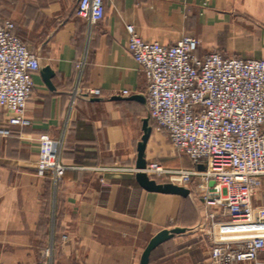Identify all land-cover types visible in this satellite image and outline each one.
<instances>
[{"label":"crops","instance_id":"1","mask_svg":"<svg viewBox=\"0 0 264 264\" xmlns=\"http://www.w3.org/2000/svg\"><path fill=\"white\" fill-rule=\"evenodd\" d=\"M79 2L0 0V22L13 21L14 33L56 74L54 91L40 71L34 75L32 127L0 138V263L36 264L53 235L54 264H140L154 236L183 228L150 264H210L209 243L196 229L200 196L151 193L136 182L149 113L147 100L134 99H146L147 82L127 49V26L163 46L196 38L200 56L264 60V0H104L105 16L91 27ZM87 88L101 90L91 96L101 100L81 97ZM58 154L67 170L55 184L50 165ZM190 163L165 165L204 168ZM255 203L264 206V178Z\"/></svg>","mask_w":264,"mask_h":264},{"label":"built area","instance_id":"2","mask_svg":"<svg viewBox=\"0 0 264 264\" xmlns=\"http://www.w3.org/2000/svg\"><path fill=\"white\" fill-rule=\"evenodd\" d=\"M77 13L91 27L105 16L104 0H80ZM15 28L11 20L0 22V138L32 127L28 101L42 61ZM127 31V49L147 82L153 129L193 165L204 166L149 163L148 175L167 177L200 196L204 213L196 229L209 243L210 264H264V206L255 203L264 178V60L217 51L200 56L196 38L163 46L144 40L132 25ZM84 93L101 96L99 89ZM50 170L57 184L67 170L60 154ZM55 248L52 235L36 264H54Z\"/></svg>","mask_w":264,"mask_h":264},{"label":"water","instance_id":"3","mask_svg":"<svg viewBox=\"0 0 264 264\" xmlns=\"http://www.w3.org/2000/svg\"><path fill=\"white\" fill-rule=\"evenodd\" d=\"M40 74L42 76V79L46 86L50 90H55V87L53 85V79L55 77V72L51 68L50 65L44 64L43 61L40 63ZM81 97L90 100V101H100L99 98H92L89 94H80ZM120 98L116 97L114 100H119ZM134 99L140 100L141 102L145 103L146 99L144 96H135ZM142 136L140 141L137 144V159H136V173H135V179L138 185L144 189L147 192L151 193H159V194H165V195H177L184 198L190 197L192 195L191 190L184 187L179 186L173 183H161L157 180L151 178L147 173V146L149 143V140L153 133V125L151 122V118L148 115L146 118L143 119V125H142ZM204 168H201L203 170ZM186 230L183 228H174L171 230H162L159 232L156 236H154L147 247L145 248L140 264H150V258L152 252L157 249L160 245L163 243L171 240L174 238L175 235L185 233Z\"/></svg>","mask_w":264,"mask_h":264},{"label":"rangeland","instance_id":"4","mask_svg":"<svg viewBox=\"0 0 264 264\" xmlns=\"http://www.w3.org/2000/svg\"><path fill=\"white\" fill-rule=\"evenodd\" d=\"M147 158L149 160L148 164L158 163L166 169H170L165 165L167 159L168 160L175 159V160H178L179 162L182 160L183 165L191 164L187 156L181 155L174 150L173 145L171 144L166 134L158 133L154 131L152 133L151 140L148 146ZM151 177L157 180L158 182L169 183L167 177H163V176L160 177V176H155V175H152Z\"/></svg>","mask_w":264,"mask_h":264},{"label":"trees","instance_id":"5","mask_svg":"<svg viewBox=\"0 0 264 264\" xmlns=\"http://www.w3.org/2000/svg\"><path fill=\"white\" fill-rule=\"evenodd\" d=\"M153 128H154V126H153ZM154 130V129H153Z\"/></svg>","mask_w":264,"mask_h":264}]
</instances>
